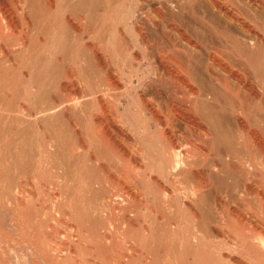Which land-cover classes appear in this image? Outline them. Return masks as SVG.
Masks as SVG:
<instances>
[{
  "label": "bare ground",
  "instance_id": "1",
  "mask_svg": "<svg viewBox=\"0 0 264 264\" xmlns=\"http://www.w3.org/2000/svg\"><path fill=\"white\" fill-rule=\"evenodd\" d=\"M100 3L0 0V100L9 96L8 102L13 101L19 89L25 103V108L10 118L11 111L1 100L0 126H27L35 131L39 124H53L66 118L64 113L72 115L79 110L83 119L77 139L83 136V140L79 137L82 142L56 151L60 149L57 153L63 172L73 166L77 177L74 189L81 200L90 194L91 203L83 200L91 206L85 203V211L82 208L79 214L81 210H76L77 203L71 198L73 202L67 204L70 216L87 223L92 235L104 228V236L96 239L105 241H114L120 223L126 225L120 236L125 239L121 247L126 254L113 253L105 262L104 257H98L101 249L95 239V248L90 247L87 254L71 255L67 252L69 243L62 239L56 243L61 236L56 226L51 227L53 231L45 237L48 243L53 240L60 245L53 252L54 263L57 258L59 264H132L134 257L127 244L135 235L130 224L142 222L135 238L141 247L148 244L151 248L159 232L155 235L153 229L160 219L165 226L172 221L176 224V229L166 230V236L160 229L165 244L172 243L174 247H170L176 252L172 255L169 249L173 257L166 264H223L222 250L216 255L210 252L219 246L231 249L228 251L236 254L240 263L264 264V0H129L125 8L121 0L116 10L105 5L103 13ZM14 54L19 59L11 61ZM69 118V127L79 126L75 118ZM38 142L41 154L36 150L35 156L30 150L32 160L28 153L25 157L31 161L30 173L42 179L50 173L47 168L51 165H45L50 148L49 142ZM148 176L155 181L157 177L162 182L166 179L168 187L149 177L152 181L142 183L145 195L140 203L134 181L143 182ZM117 177L135 192L115 187ZM83 187L89 194H84ZM112 225L119 229L112 230ZM215 233L231 245L223 241L218 247L216 242L214 245ZM1 240L3 244L7 241Z\"/></svg>",
  "mask_w": 264,
  "mask_h": 264
},
{
  "label": "rangeland",
  "instance_id": "2",
  "mask_svg": "<svg viewBox=\"0 0 264 264\" xmlns=\"http://www.w3.org/2000/svg\"><path fill=\"white\" fill-rule=\"evenodd\" d=\"M87 1H93L94 3L95 2H97V0L96 1H94V0H87ZM102 1L104 2L105 0H98V3H100L99 5H98V8L100 9V8H105L104 10L102 9V12L99 10V12H101V13H103L105 10H106V8L108 7V5L110 4L111 5V11L112 10H116V6L120 3V1L121 0H109L110 2H109V4L107 5V3H104V4H102ZM123 1V3H124V8L125 7H127V4H129L128 2H129V0H122ZM125 1V2H124ZM114 4V6H113V4ZM102 5V6H101ZM107 7H106V6ZM110 5H109V9H110ZM126 5V6H125ZM114 7V8H113ZM123 8V9H124ZM8 9H10V6L8 7ZM98 10H97V12H98ZM98 14V13H97ZM96 14V20L97 19H99L98 17L100 16V13H99V16ZM114 14V13H113ZM102 17V14H101V16H100V18ZM66 18V17H65ZM16 20H15V22L17 21V18H15ZM96 20H94V21H96ZM0 21H1V18H0ZM98 23H100V22H98ZM16 24H18V22H16L15 23V26L16 27H19V24L18 25H16ZM98 25H100V24H98ZM96 27H97V24H96ZM41 39L44 37L43 35L42 36H39ZM15 55V57H13V56H11L10 57V59L13 57L14 59H11V61H13V60H15V58H17V56L18 55H16V54H14ZM19 58H17V60H18ZM137 67V66H136ZM135 67V68H136ZM124 72L127 74V72H128V70L126 71V69L124 70ZM24 73V72H23ZM25 74V73H24ZM119 87H121V84L120 85H118ZM19 90V89H18ZM17 90V92L14 94V96H13V101H14V99H15V101L13 102V101H11V102H8V98H9V96L8 97H5V98H1V100H2V102H1V100H0V102H1V105L3 106V107H6L5 109H8V110H10L11 111V113H10V111H8V110H6V111H8L10 114L8 115V117L10 116V118H14V116H16L17 114H18V110H20V109H24L25 107V103H24V101H23V99H22V97H23V93H22V91H18ZM20 93H21V96H20ZM19 95V96H18ZM17 96V97H16ZM8 100H7V99ZM18 98V99H17ZM21 98V99H20ZM31 98V100L33 101H35V97L34 96H32V97H30ZM4 99H6V100H4ZM11 99V98H10ZM10 101V100H9ZM33 101V102H34ZM6 102H7V104H6ZM23 104H22V103ZM125 102V101H124ZM123 102V103H124ZM10 105H9V104ZM12 104V105H11ZM15 104V105H14ZM125 104V103H124ZM17 105H19V108H17L18 106ZM9 107H11V109H9ZM22 107H24V108H22ZM13 108V109H12ZM15 108V109H14ZM17 112H16V111ZM16 113V114H15ZM77 113V114H76ZM58 114H60V112L58 113ZM65 115V116H64ZM64 117H66V118H64L65 120L67 119V121H64V119L63 118H59V119H57V123L55 124V123H53V124H50L49 125V123L48 124H46V125H43V124H39V130H38V128L37 129H35V131H34V128H29L28 129V127L27 126H20V127H18L17 126V128H18V130H17V128H15L16 127V125L14 126H12V127H8V126H6V127H3L2 128V126H0V128L2 129V130H4V131H2L1 129H0V138H1V142H0V198H1V200H0V236H2L3 237V240L4 241H6L5 243H8V244H3L2 242V240H1V238H0V264H23L24 263V261H25V263L24 264H32V263H34V264H46V262H47V264H53L54 263V257L52 258V256L53 255H55L54 253L56 252V251H58V249L60 248L59 246V243H58V246H56V243H57V241H60L61 239L62 240H66L65 242L66 243H69V247H68V251L67 252H69L71 255H78V254H80V256L82 255V256H84L85 254H87L88 253V251L92 248V249H94L95 247L94 246H92V245H94V242H93V240L95 239V241L97 242V244L96 245H98V249L100 250V253H97L98 254V257H99V255L103 258V259H105L104 260V262L105 261H107V260H109V258L111 257V255L114 253V255H116L117 253L119 254H121L122 255V252H123V254H126L123 250H122V247L124 246V238L123 237H120V236H122L121 234V232L123 231V229H125L124 227L126 226V225H124L123 226V223H120V229H121V231H120V229L118 228V227H113L114 225H112L111 226V229L112 230H116V228H117V230H118V232H117V234L115 233V235L114 236H116V238L114 239V241L112 240L113 238H106V241H105V239L104 240H101V237H99V239H96V238H98V236L100 235V236H104V234H105V231L103 232V230H104V228H102V231H101V229H100V231L98 232V234H96V235H92V234H94V233H91L92 231L90 230V226H87L88 224L87 223H85V222H82L83 224H81V222H79V221H76L75 220V218L73 219V217H71L70 215H72L71 213V211H70V209L68 208V205H69V203H70V201L71 202H73L74 200H75V203L74 204H76V210H81L80 212L78 211V213L79 214H81V212H82V208L84 209L85 208V201H87V202H90L91 203V201H89V199H90V197H89V193H88V191L86 192V187H83L85 190H83V192L85 191L86 193H84L85 195L86 194H89V195H87L88 197H89V199H88V197L86 196V197H84V198H86L85 199V201L83 200H81V197H79L78 195V191H77V188H75L74 189V187H76V182H75V180L77 181V177H76V171L73 169V166L70 168V170H69V172L67 171L66 173L65 172H63V168H60L59 167V164H61L60 163V159L58 158V157H60V156H58V151L60 150H58V151H56V149H58L59 147L61 148V146L63 147V148H66V147H64V146H67V148H69V147H71L73 144L75 145V143H77L78 144V142L80 141V139H82L83 138V136H82V138L80 137V136H78V139H77V135H80V133L82 132V127H80L81 126V122H82V120L81 119H83V114H81V112L78 110V111H76L74 114H72V115H67L66 113H64ZM67 115V116H66ZM59 117H61L60 115H58ZM69 119H71L72 120V118L74 119L73 121H77V123H78V125L79 126H77L76 128L75 127H72V126H68V125H70V122H68V118ZM77 119V120H76ZM63 120V121H62ZM81 120V121H80ZM58 121H60V123L58 122ZM78 121H80V122H78ZM62 122H65V124L64 123H62ZM67 122H68V125H67ZM54 125H55V127H54ZM72 125V124H71ZM52 126L54 127V128H52ZM65 126V127H64ZM47 128V129H45V128ZM58 127V128H57ZM67 127V128H66ZM41 128H43L42 129V131H40L41 130ZM48 128H50L49 130H48ZM69 128V129H68ZM74 128V129H73ZM79 128V129H78ZM81 128V129H80ZM15 129V130H14ZM53 129V130H52ZM56 129V130H55ZM20 130H22V131H20ZM60 130V131H59ZM67 130V131H66ZM37 131H38V133H37ZM44 131V132H43ZM53 133H52V132ZM75 131V132H74ZM9 132V133H8ZM11 132V133H10ZM50 132V133H49ZM78 132V134H76ZM7 133V134H6ZM62 133V134H61ZM75 133V134H74ZM5 136H4V135ZM10 134V135H9ZM42 134V135H41ZM59 134V135H58ZM63 135V136H62ZM76 135V136H75ZM82 135V134H81ZM12 136V137H11ZM48 136H50L49 138H48ZM52 136V137H51ZM20 137V138H19ZM37 137V138H36ZM79 137H80V139H79ZM3 138V139H2ZM39 138V139H38ZM57 138V139H56ZM10 139V140H9ZM14 139V140H13ZM46 139V140H45ZM52 141H51V140ZM56 139V140H55ZM62 139V140H61ZM27 140V141H26ZM83 140V139H82ZM82 140L80 141V142H82ZM9 141V142H8ZM12 141V142H11ZM38 141H40V143L41 142H43V143H48L47 144V146H49L48 147V152L50 153H48L49 154V156L50 157H48V160H47V162L48 163H46L45 165H46V167L48 166V165H51V166H48V172H49V170H50V173H48L49 175V177L48 176H46V177H43V178H46V179H48L47 181H48V184H47V181H45L43 178V180L42 179H40V177L39 178H37L38 177V175L36 176L34 173V176H33V174H31L32 172L31 171H33V170H30V164H31V161L29 162L28 160L30 159L29 158V156H31V159L30 160H32V154H34L35 153V156H38V153L39 154H41L40 152L41 151H39L38 149V145L37 144H39V142ZM58 141H59V143H58ZM68 143H67V142ZM78 141V142H77ZM55 142V143H54ZM80 142H79V144H80ZM13 143V144H12ZM30 143V144H29ZM45 143V144H46ZM58 143V144H57ZM54 144H56L57 145V148H55L56 147V145H54ZM66 144V145H65ZM76 144V145H77ZM8 145V146H7ZM27 145V146H26ZM34 145V146H33ZM60 145V146H59ZM51 146V147H50ZM53 146V147H52ZM21 147V148H20ZM32 147V148H31ZM36 149H35V148ZM7 148V149H6ZM11 148V149H10ZM28 148V149H27ZM34 148V149H33ZM54 148V149H53ZM62 148V149H63ZM61 149V150H62ZM4 150H6V151H4ZM16 150V151H15ZM32 152H31V151ZM38 151V153H37V151ZM25 151V152H24ZM28 151H30L31 153H28ZM52 152V154H53V152H54V154L55 155H57V156H55L54 154H53V157L54 158H52V155H51V152ZM21 152H23V153H21ZM27 153H28V156H27ZM9 154V155H8ZM3 155V156H2ZM20 155V156H19ZM25 155L29 158H26L25 157ZM9 157H11V158H9ZM16 157V158H15ZM20 157V158H19ZM27 159V161H25L26 159ZM55 157H57V158H55ZM22 159V160H21ZM55 159H56V161H55ZM51 160V161H50ZM55 162H54V161ZM12 161V162H11ZM18 161V162H17ZM56 164H54L53 162ZM5 162V163H4ZM28 162V165H25L26 163ZM57 162V163H56ZM2 163V164H1ZM23 164V165H22ZM2 165L4 166L3 167V169H2ZM8 166V167H7ZM27 166V167H26ZM61 166V165H60ZM9 167H10V169H9ZM29 167V168H28ZM45 167V168H46ZM52 168V169H50V168ZM62 167V166H61ZM77 167V166H76ZM7 168V169H6ZM58 168V169H57ZM60 168V169H59ZM26 169V170H25ZM28 169V170H27ZM46 169V170H47ZM8 170V171H7ZM52 170V171H51ZM62 170V171H61ZM27 171H28V173H27ZM72 173H71V172ZM75 171V172H74ZM31 172V173H30ZM54 174H52V173ZM61 172H62V174H61ZM20 175H19V174ZM60 173V174H59ZM69 173V174H68ZM51 174V175H50ZM58 174V175H57ZM65 174H66V176H65ZM61 175V176H60ZM11 176V177H10ZM153 176H155V175H153ZM153 176H148L147 177V180H145V181H143L142 182V180H140V182H139V180H137V181H134V185H135V187L139 190V194L138 195H140L139 197H137L136 196V199H137V201L139 202V200H140V203L142 202V200H143V197H144V193H143V191H142V189H144L143 188V184H145V182L147 181V182H149L150 180L152 181V179H153V181H155L154 179H155V177H153ZM31 177V178H30ZM33 177V178H32ZM62 178V179H60V178ZM64 177V178H63ZM152 178V179H150V178ZM35 178V179H34ZM51 178V179H50ZM76 178V179H75ZM118 178V177H117ZM117 178H115V183L114 184H116L117 182L116 181H118V183L116 184L117 186H115V187H117L118 189H124V190H126V191H129V193L131 192V193H134L135 192V190L132 188V186L131 185H129L128 183H126V182H124L122 179H117ZM13 179V180H12ZM24 179V180H23ZM32 179V180H31ZM113 179H114V177H113ZM150 179V180H149ZM16 180V181H15ZM38 180H40V181H38ZM53 181V182H51V181ZM57 180V181H56ZM69 180V181H68ZM120 180V181H119ZM149 180V181H148ZM5 181V182H4ZM27 181V182H26ZM35 181V182H34ZM71 181V182H70ZM123 181V182H122ZM157 181V182H156ZM155 182L156 183H158L159 182V185H161V186H163V188H166L167 189V187H166V185L165 184H167L166 182H164V181H166V179H164L163 178V182H162V178H158L157 177V180H156ZM2 182V183H1ZM41 182V183H40ZM49 182H51V184H49ZM54 182L56 183V184H54ZM59 182H61L60 184H59ZM75 182V183H74ZM20 183V184H19ZM34 183H36V184H34ZM45 183V184H44ZM126 183V184H125ZM143 183V184H142ZM161 183V184H160ZM6 184V185H5ZM19 184V185H18ZM66 184H68V185H66ZM71 184V185H70ZM125 185V186H123V185ZM128 184V185H127ZM43 185V186H42ZM53 185H55V186H53ZM57 185H59V186H57ZM70 185V186H69ZM120 185V186H119ZM36 186V187H35ZM51 188H50V187ZM59 187V188H57V187ZM69 186V187H68ZM119 186V187H118ZM13 187V188H12ZM44 187V188H43ZM53 187H54V190L52 191V189H53ZM56 187V188H55ZM124 187V188H123ZM129 187V188H128ZM141 187V188H140ZM25 188V189H24ZM41 188L43 189V190H41ZM132 188V189H131ZM48 189V190H47ZM64 189V190H63ZM73 189V190H72ZM130 189L132 190V191H130ZM14 190V191H13ZM78 190H79V188H78ZM134 190V191H133ZM19 191V192H18ZM43 191V192H42ZM49 191V192H48ZM61 193H60V192ZM54 192V193H53ZM67 192V193H66ZM77 192V193H76ZM140 192H142V193H140ZM52 193V194H51ZM54 194V195H53ZM60 194V195H59ZM16 195V196H15ZM68 195V196H67ZM70 195V196H69ZM74 195H76V196H74ZM141 196H142V198H141ZM18 197V198H17ZM57 197V198H56ZM75 197V198H74ZM14 198V199H13ZM30 199V200H28V199ZM52 198V199H51ZM73 199V201H72V199ZM13 199V200H12ZM49 199H50V201H49ZM57 199V200H56ZM88 199V200H87ZM150 199H152V198H150ZM27 200L30 202H27ZM54 202H53V201ZM67 200H68V203H66L67 202ZM70 200V201H69ZM77 200H78V202H77ZM144 200H145V198H144ZM17 201V202H16ZM24 201V202H23ZM53 203H52V202ZM56 201V202H55ZM2 202V203H1ZM19 202V203H18ZM26 202V203H25ZM49 202V203H48ZM51 202V203H50ZM58 202V203H57ZM22 203V206H26V208L28 207V209H26V208H23L22 209V207H21V204ZM29 204L28 206L27 205H25V204ZM1 204H4V206L3 205H1ZM14 204V205H13ZM20 205V208H18L19 207V205ZM24 204V205H23ZM33 206H32V205ZM48 204H49V206H48ZM50 204H52V205H50ZM56 204V205H55ZM57 204H59V206L57 205ZM63 204V205H62ZM68 204V205H67ZM87 204V203H86ZM41 205V206H40ZM67 205V206H66ZM80 205V206H79ZM29 206H31V207H29ZM55 206H58L56 209H55ZM79 206V208H77ZM87 207H89V206H91L90 204H87L86 205ZM9 207V208H8ZM41 207V208H40ZM45 207V208H44ZM48 207H49V209H50V207H54L53 209L51 208L50 210L48 209ZM63 207V208H62ZM66 207V208H65ZM3 208V209H2ZM31 208V209H30ZM32 208H34L33 210H32ZM43 208V209H42ZM60 208V209H59ZM18 209H21V212H20V210H18ZM54 209H55V212H54ZM58 209V210H57ZM65 209V210H64ZM15 210H17V211H15ZM24 210H27V211H24ZM32 210V211H31ZM47 210H49V213H51L52 215H50V214H48V211ZM53 210V211H52ZM3 211V212H2ZM44 211V212H43ZM57 211L60 213H57ZM63 211H65V212H63ZM84 211H85V209H84ZM24 212H26L27 214H28V216L26 215V213H24ZM29 212V213H28ZM35 212V213H34ZM76 212V211H75ZM173 212H174V209H173ZM7 213V214H6ZM12 213V214H11ZM21 213H22V216H21ZM56 213H57V215H56ZM171 213V212H170ZM9 214V215H8ZM16 214V215H15ZM25 214V215H24ZM42 214V215H41ZM62 214H63V216H62ZM75 214V213H74ZM169 214V213H168ZM171 214H173V213H171ZM19 215V216H18ZM35 215V216H34ZM47 215H50L49 217L47 216ZM66 215V216H65ZM2 216V217H1ZM18 218H17V217ZM60 216V217H59ZM15 217V218H14ZM25 217V218H24ZM32 217V218H31ZM52 217L54 218L53 220H52ZM56 217V218H55ZM65 217V218H64ZM68 217V219L66 220V218ZM30 218V219H29ZM48 218V219H47ZM51 220H50V219ZM63 218V219H62ZM101 218V217H100ZM14 219V220H13ZM42 219V220H41ZM56 219V220H55ZM35 220V221H34ZM45 220H48V221H45ZM61 220H62V222H61ZM10 221V222H9ZM15 221H16V223H15ZM37 221V222H36ZM44 221V222H43ZM50 221V222H49ZM53 221V222H52ZM57 221V222H56ZM70 221V222H69ZM99 222H103V219L102 220H98ZM135 221V220H134ZM132 222L131 224H130V229H131V231L133 232V234L135 235L134 237H133V239H135L134 241L133 240H131L130 242V244H132V245H130L129 243L126 245L127 247H128V252H129V254L132 256L133 255V257H134V262L132 263V264H153L154 262H156L157 264L159 263V264H166L167 262L166 261H170V256H172V255H174V254H176V252L173 250V249H171L172 247H170V246H173V244L172 243H169V244H165V242H166V240L165 241H163V239H165V238H161V236L163 235V237H165L166 236V233H168L166 230H171V229H174L175 227H176V224H174L175 222H173L172 221V223H170V225H168V226H165V224L163 223V222H161L162 220H160L159 219V221H160V223H157V224H155V229H153V231L155 230V235H156V233H157V231H159L158 233H157V235L154 237L155 239V241H153L152 242V246H151V248H150V246L147 244V246L146 247H141L140 245L141 244H139L138 243V241H137V239L135 238L136 237V235H137V231L139 232V229H140V227L142 226V222L141 221H135V222ZM158 221V222H159ZM20 222V223H19ZM26 222V223H25ZM32 222V223H31ZM48 222V223H47ZM52 222V223H51ZM72 222V223H71ZM138 222V223H137ZM31 223V224H30ZM33 223H35V225L33 224ZM63 223V224H62ZM78 223V224H77ZM162 223V224H161ZM39 224V225H38ZM40 224H42V225H40ZM44 224V225H43ZM139 224V225H138ZM31 225V226H30ZM34 225V226H33ZM47 225L51 228H54L55 226H56V228H58V229H56V228H54V229H56V230H58V236L60 235L61 237H58L57 238V240H56V243H55V241H50V243H48V239H46V235L48 236V233H51V231H53V229L51 230L49 227H47ZM67 225H69V226H67ZM84 225V226H83ZM116 225V224H115ZM183 225L184 224H182V226H181V229H182V231L181 232H183V230L185 229V226L183 227ZM20 226V227H19ZM36 226V227H35ZM41 226H42V228H41ZM54 226V227H53ZM71 226V227H70ZM123 226V227H122ZM195 226H197L196 225V223H195V225L194 226H192V227H195ZM35 227V228H34ZM81 227H82V229H81ZM89 227V228H88ZM144 228H145V226H143ZM20 228V229H19ZM26 228V229H25ZM40 228V229H39ZM44 228V229H43ZM77 228V229H76ZM87 230V232L84 230ZM113 228H115V229H113ZM76 229V230H75ZM138 229V230H137ZM159 229V230H158ZM164 232V234H165V236H164V234H163V232H162V234H161V230ZM176 229V228H175ZM186 229H187V227H186ZM35 230V231H34ZM40 230H41V232H40ZM60 230V231H59ZM23 231V232H22ZM25 231V232H24ZM39 233H38V232ZM84 231V232H83ZM90 231V232H89ZM120 231V232H119ZM166 231V232H165ZM27 232V233H26ZM31 232V233H30ZM37 233V235L38 234H40L39 235V237L36 235V233ZM47 232V233H46ZM74 232V233H73ZM80 232V233H79ZM180 232V231H179ZM178 232V233H179ZM33 233V234H32ZM46 233V234H45ZM85 233V234H84ZM88 233V234H87ZM102 233V234H101ZM120 233V235H118ZM32 234V235H31ZM75 234V235H74ZM181 234V233H180ZM31 235V236H30ZM36 237H35V236ZM68 235H69V237H68ZM74 235V236H73ZM78 235V236H77ZM159 235H160V237H159ZM179 235V234H178ZM70 236H71V238H70ZM87 236V237H86ZM92 237L91 239L89 238V237ZM118 236V237H117ZM180 236V235H179ZM219 236H221V234L220 233H215V236L214 237H216V238H214V240L212 241V242H214V245L217 243V247H218V245H219V242L221 243L222 241L226 244V243H230V240L228 241V239L226 238L225 239V237H223V236H221V237H219ZM35 237V238H34ZM38 237V238H37ZM41 237V238H40ZM80 237V238H79ZM82 237V238H81ZM106 237H107V234H106ZM109 237V236H108ZM120 237V238H119ZM37 238V239H36ZM45 238V239H44ZM66 238V239H65ZM89 238V240H87ZM122 238V239H121ZM220 238H224L225 240H222V239H220ZM28 239V240H27ZM34 239H35V241H34ZM40 239V240H39ZM42 239V240H41ZM44 239V240H43ZM59 239V240H58ZM68 239V240H67ZM72 239V240H71ZM77 239V240H76ZM81 239V240H80ZM83 239H85V240H83ZM93 239V240H92ZM108 239V240H107ZM55 240V239H54ZM61 240V241H62ZM70 240V241H69ZM74 240V241H73ZM90 240H91V242L93 243V244H91V242H90ZM102 241L103 243H101L100 241ZM111 240V241H110ZM216 240V241H215ZM226 240H227V242H226ZM42 241L44 242V244L42 243ZM60 241V242H61ZM79 243H78V242ZM82 241H86V242H88V243H86V242H82ZM109 241H110V243H109ZM36 242H38L37 244H36ZM55 244H54V243ZM63 242V241H62ZM64 242V243H65ZM70 242H71V244H70ZM95 242V243H96ZM112 242H114L113 243V245H110ZM167 242H169V241H167ZM216 242V243H215ZM47 243V244H46ZM72 243H74V246L76 247V248H78L77 250H76V248L73 246V244ZM35 244H36V246H35ZM43 244V245H42ZM49 244V245H48ZM51 244V245H50ZM53 244V245H52ZM123 244V245H122ZM137 244V245H136ZM139 244V245H138ZM157 244V245H156ZM4 245V246H3ZM28 245H30V246H28ZM34 245V246H33ZM42 245V246H41ZM46 245H48V247L46 246ZM95 245V246H96ZM121 245H122V247H121ZM154 245V246H153ZM166 245V246H165ZM227 245V244H226ZM230 245H231V243H230ZM39 246V248H38V250H36V247H38ZM41 246V247H40ZM44 246V247H43ZM87 246V247H86ZM116 248H115V247ZM157 247V250H156V247ZM168 246H169V248H168ZM7 247V248H6ZM46 247V248H45ZM53 247V248H52ZM55 247V248H54ZM57 247H58V249H57ZM91 247V248H90ZM106 247V248H105ZM174 247V246H173ZM222 248V249H220V248ZM218 247V249H217V251H215L216 250V248H212V249H210V252H211V254H212V251H213V254L214 255H216V252H218V251H221V252H219V253H221V256H223V259H224V261H225V263H223V264H226L227 262V264H234V263H237V264H243V263H240V259L238 258V256L236 255V254H234L232 251H228V250H231V249H225V250H223L224 248L223 247H221V246H219ZM230 247H232V246H230ZM11 248V249H10ZM34 249L33 251H32V249ZM42 248V249H41ZM43 248H45L46 250H45V252H44V249ZM48 248H49V250H48ZM73 248H75V250L73 249ZM82 248V249H81ZM86 248V249H85ZM110 248V249H109ZM152 248H153V250H152ZM168 250H167V249ZM226 248V247H225ZM4 249V250H3ZM7 249V250H6ZM28 249H30V250H28ZM42 251H41V250ZM55 249H57L56 251H55ZM79 249H81V250H83V251H80ZM97 249V252H99V250ZM112 249V250H111ZM114 249V250H113ZM169 249H171V250H169ZM220 249V250H219ZM11 250V251H10ZM67 250V249H66ZM73 250V251H72ZM78 250L80 251V252H78ZM153 251V255H155V258L153 259V255H152V251ZM156 250V251H155ZM46 251H48L47 253H46ZM52 252V254H50V252ZM95 251H96V249H95ZM112 251V253H110ZM116 251V252H115ZM118 251V252H117ZM169 251H171L170 253L172 254H169ZM174 251V252H173ZM226 251V252H225ZM15 252V253H14ZM35 252H37V253H35ZM54 252V253H53ZM65 252V251H64ZM76 252H77V254H76ZM154 252H155V254H154ZM3 253V254H2ZM5 253H7L6 255H5ZM33 253H35V255L33 254ZM44 253V254H43ZM47 254V256L48 257H46L45 255ZM48 253L50 254V255H48ZM174 253V254H173ZM227 253V254H226ZM229 253V254H228ZM231 253V254H230ZM15 254V255H14ZM41 254V255H40ZM156 254H157V256H156ZM234 254V255H233ZM14 255V256H13ZM21 255V256H20ZM23 255H25L24 257H23ZM32 255V256H31ZM37 255V256H36ZM39 255H40V257H39ZM167 255H169L168 257H167ZM236 255V256H235ZM31 256V257H30ZM34 256V257H33ZM45 256V257H44ZM51 256V260H53V263H50V262H52L50 259H49V257ZM80 256H78V257H80ZM109 256V257H108ZM113 256V255H112ZM8 257V258H7ZM100 257V258H101ZM158 257V258H157ZM166 257V258H165ZM173 257V256H172ZM214 257H216V256H214ZM45 258H47V259H45ZM230 258H231V262H230ZM6 259H7V261H6ZM45 259V260H44ZM169 259V260H168ZM172 259V258H171ZM223 259H222V261H223ZM237 259V260H236ZM10 260V261H9ZM19 260V261H18ZM42 260V261H41ZM55 260H56V262L54 263V264H59V262H61L60 260L58 261L57 260V258H55ZM155 260V261H154ZM159 262H158V261ZM233 260V261H232ZM44 261H46V262H44ZM97 263H99V261L101 262V260H95ZM237 261V262H236ZM32 262V263H31ZM234 262V263H233ZM156 263H154V264H156ZM61 264V263H60ZM104 264V263H103Z\"/></svg>",
  "mask_w": 264,
  "mask_h": 264
}]
</instances>
